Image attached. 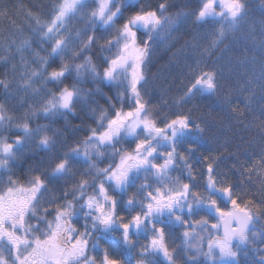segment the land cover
Masks as SVG:
<instances>
[{"label":"snow or ice","instance_id":"snow-or-ice-1","mask_svg":"<svg viewBox=\"0 0 264 264\" xmlns=\"http://www.w3.org/2000/svg\"><path fill=\"white\" fill-rule=\"evenodd\" d=\"M168 8V0H54L46 18L26 11L31 39L0 48V62L11 65L0 76V264H126L125 252H135V264H249L250 256L264 264V145L245 154L248 164L234 162L241 187L220 171V153L193 163L203 120L149 99L153 46L180 21ZM247 8L246 0H198L194 22L219 28L188 68L179 109L220 92L209 60ZM17 94L27 99L13 107ZM81 113L91 120L76 128L83 138L61 140L55 125ZM34 158L26 175L14 171Z\"/></svg>","mask_w":264,"mask_h":264},{"label":"trees","instance_id":"trees-1","mask_svg":"<svg viewBox=\"0 0 264 264\" xmlns=\"http://www.w3.org/2000/svg\"><path fill=\"white\" fill-rule=\"evenodd\" d=\"M53 2L54 0H0V9L5 7L8 9L7 19L0 15V48L5 47L6 41L11 38H15L17 42L22 37L31 39L32 33L28 31V21L25 19L26 11L32 10L35 14L46 18ZM142 2L156 7L161 0H142ZM246 3L247 15L240 22L238 30L229 33L211 60L206 56L203 57L204 60H209V66L215 67L220 73L221 90L217 95L197 96L183 109L173 104L175 98L183 91L184 84L187 83L186 73L189 66L201 60L200 53L210 43L211 33L219 28L215 23L202 26L194 22L191 12L197 7L198 0H168L169 8L165 15L176 17L180 14V21L174 30L166 27L160 33L146 68L148 74L146 88L149 99L157 109L185 112L191 110L194 118L204 122L205 143L193 158V163L201 155L220 153V171L227 174L232 183H239L245 188L247 186L244 177L239 171H235L234 162L238 161L241 167L248 164L245 154L258 153L260 147L264 145V129L260 127L264 124V0H246ZM12 21L15 22L16 27H13ZM73 24L79 26L75 20ZM21 25L24 31L18 32L16 28ZM13 52L15 53V49ZM15 56V62L18 63L20 54L15 53ZM25 56H28L27 52ZM10 71V64L6 66L0 62V76ZM21 97L27 99L23 94H17V98L11 99L9 104L19 107V103L22 102ZM226 99L230 103H226ZM0 102H3L2 96ZM232 107H236L242 113L239 119L233 118L237 113L231 110ZM82 119L85 120L83 124ZM90 125L91 120L81 113L77 117L69 116L68 123L61 119L55 127L63 133L61 140L67 139L73 142L84 136V132H78L76 128L80 127L86 131ZM225 145L227 151L224 150ZM57 147L59 148V144ZM120 147L127 148L129 145L122 143ZM29 164L38 165L39 158L17 161L14 171L18 175H26ZM176 174L178 172L174 173ZM181 240L174 238L169 241L178 253L181 249ZM180 255L186 256L184 253ZM125 259L126 264H135L137 256L135 252H125ZM252 259L250 256L249 264Z\"/></svg>","mask_w":264,"mask_h":264},{"label":"rangeland","instance_id":"rangeland-1","mask_svg":"<svg viewBox=\"0 0 264 264\" xmlns=\"http://www.w3.org/2000/svg\"><path fill=\"white\" fill-rule=\"evenodd\" d=\"M139 241H140V243H145L143 237H140V238H139ZM183 247H184V245H183V242H182V240H181V248H183ZM205 248H206V246H205ZM184 254L186 255V253H184Z\"/></svg>","mask_w":264,"mask_h":264}]
</instances>
